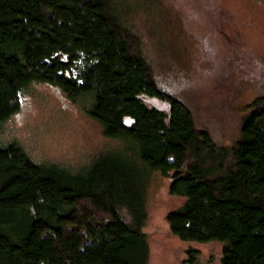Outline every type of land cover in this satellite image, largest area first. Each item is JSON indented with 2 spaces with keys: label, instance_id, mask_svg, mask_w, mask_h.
I'll list each match as a JSON object with an SVG mask.
<instances>
[{
  "label": "trees",
  "instance_id": "trees-1",
  "mask_svg": "<svg viewBox=\"0 0 264 264\" xmlns=\"http://www.w3.org/2000/svg\"><path fill=\"white\" fill-rule=\"evenodd\" d=\"M135 10L130 0H0V264H147L150 170L185 197L165 214L174 235L220 242L219 264H264V93L244 104L236 137L217 143L158 84ZM35 83L125 145L72 167L5 141L3 122ZM197 258L189 246L181 261Z\"/></svg>",
  "mask_w": 264,
  "mask_h": 264
},
{
  "label": "rangeland",
  "instance_id": "rangeland-1",
  "mask_svg": "<svg viewBox=\"0 0 264 264\" xmlns=\"http://www.w3.org/2000/svg\"><path fill=\"white\" fill-rule=\"evenodd\" d=\"M130 1L158 84L184 102L195 124L217 143H230L238 134L244 104L264 93V0ZM79 65L80 60L74 73ZM146 100L169 107L163 99ZM1 136L17 140L36 161L72 167L126 143L103 136L95 120L48 83H35L21 96L19 109L3 122ZM168 182L158 171H149L142 228L149 246L147 264H183L189 246L198 249L199 264H219L220 242L181 240L170 231L165 214L185 197L170 194Z\"/></svg>",
  "mask_w": 264,
  "mask_h": 264
}]
</instances>
